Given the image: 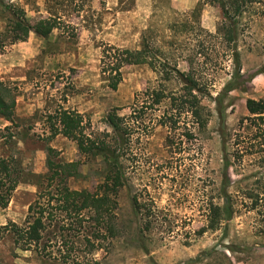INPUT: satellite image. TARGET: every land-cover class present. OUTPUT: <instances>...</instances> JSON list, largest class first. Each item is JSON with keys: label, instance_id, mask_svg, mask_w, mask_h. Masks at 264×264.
<instances>
[{"label": "rangeland", "instance_id": "374dc122", "mask_svg": "<svg viewBox=\"0 0 264 264\" xmlns=\"http://www.w3.org/2000/svg\"><path fill=\"white\" fill-rule=\"evenodd\" d=\"M19 9L32 24L50 18L56 27L45 37L30 31L12 42V14ZM223 26L210 0H0V80L15 96L13 121L0 116V155L18 176L0 206V228L24 223L46 184L48 147L56 161L78 163L67 180L71 189L104 191V158L81 154L61 133L48 138L49 114L74 109L87 131L111 141L105 116L115 111L129 133L121 157L125 185L94 225L100 229L94 232L100 236L91 234L94 247L87 232L77 233L78 224L51 255L21 250L0 229V264H67L61 254L100 264H264V124L246 106L247 99H264V0L235 18V42L224 40ZM108 46H146L155 68L127 64L121 80H112L102 71ZM174 69L200 83L210 112L202 129L185 113L174 127L162 125L166 102L144 104L146 88L180 93ZM210 204L221 212L213 229Z\"/></svg>", "mask_w": 264, "mask_h": 264}, {"label": "trees", "instance_id": "16d2710c", "mask_svg": "<svg viewBox=\"0 0 264 264\" xmlns=\"http://www.w3.org/2000/svg\"><path fill=\"white\" fill-rule=\"evenodd\" d=\"M263 0H210L221 10L226 21V27L218 28V32L227 42H235L236 26L235 18L240 16L246 7ZM199 4V3H198ZM11 22V41L25 38L30 31L41 36H47L55 27L54 20L41 19L37 23H30L19 9L13 12ZM232 55L238 63V54L232 48ZM146 46L140 49L116 48L108 46L102 51V71L107 73L108 78L120 81L121 67L127 64L148 63L155 68L153 60H149ZM239 72V65L236 69ZM175 76L182 83L180 93H166L163 88H146L140 95H146L144 104L151 99V105H161L166 102L163 114L160 118L162 125L175 126L182 114H189L194 126L202 129L206 126L210 112L202 104L200 83L191 72H183L174 69ZM170 79V76H166ZM116 84V82H114ZM142 101V102H143ZM146 105V104H145ZM150 105V104H148ZM247 109L254 114L256 119L264 124V99H247ZM15 96L13 90L4 81L0 80V116L7 121H13ZM52 120L51 134L48 138L61 133L73 140L77 149L84 155H99L106 162L107 170L103 180L104 191L101 194H93L87 190L71 189L67 180L77 171V162H61L53 159L56 151L48 147L47 169L45 175L46 184L40 187L36 198L28 205L27 215L22 225L9 222L0 229L12 235L13 243L21 250H35L40 254L51 255L56 247L61 252L62 246L67 244V231L77 233L87 232L86 243L94 247L91 234L99 232L94 225L104 216V212L110 204H116V196L120 187L125 185L126 177L121 157L124 155L126 141L129 137L128 122L124 116L115 111L108 112L105 116L106 123L113 130V140L104 138L105 134H94L87 131L88 125L84 122V116L74 109L60 107L53 114L48 115ZM193 135V134H190ZM18 176L14 174L10 160L0 155V206L5 207L11 194L18 184ZM53 188H49L53 186ZM110 192V194H109ZM132 204L139 211L141 203L137 196L132 197ZM211 215L208 218V228H215L221 219L218 205L210 204ZM228 213V212H225ZM229 216V213L226 215ZM93 230L88 231V229ZM110 226L108 230H111ZM100 235H95L98 237ZM66 241V243H64ZM67 264H100L97 260L81 259L78 256L66 257L62 255Z\"/></svg>", "mask_w": 264, "mask_h": 264}]
</instances>
